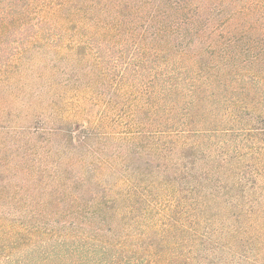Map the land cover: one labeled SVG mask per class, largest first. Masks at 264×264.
<instances>
[{
	"label": "trees",
	"instance_id": "trees-1",
	"mask_svg": "<svg viewBox=\"0 0 264 264\" xmlns=\"http://www.w3.org/2000/svg\"><path fill=\"white\" fill-rule=\"evenodd\" d=\"M248 5L245 15L264 10V0ZM154 17L139 26L140 38ZM171 25L161 23L162 33L151 34L163 47L136 42L65 79L64 87L73 83L81 99L105 103L100 128L78 145L66 138L71 150L89 146L88 153L64 161L63 151L46 149L57 134L42 115L25 126L27 139L19 136L18 143L30 177L50 186L48 195L73 203L45 212L22 199L25 218L6 224L0 264L16 250L18 264H264V70H253L261 52L248 59L264 38L241 51L250 50L246 59L189 65L182 41L174 42L180 36L160 38ZM9 62L0 60V86L14 79L3 69ZM53 80L35 98L43 102L52 94L55 109L56 100L73 97L57 92ZM104 86L113 91L108 99L97 91ZM44 136L47 144L37 147ZM106 171L114 176L110 182L102 178Z\"/></svg>",
	"mask_w": 264,
	"mask_h": 264
},
{
	"label": "rangeland",
	"instance_id": "rangeland-1",
	"mask_svg": "<svg viewBox=\"0 0 264 264\" xmlns=\"http://www.w3.org/2000/svg\"><path fill=\"white\" fill-rule=\"evenodd\" d=\"M252 1L257 0H0V60L10 61L9 67L3 69H8L9 74L14 73V79L6 82L8 86H0V246L1 238H8L6 224L18 226V218H25L22 199L32 201V209L37 206L45 212L73 203L65 198L57 199L58 195H48L51 187L46 183H34L36 178L30 177L34 172L25 168L24 149L19 148L21 143H18V138L27 139V135L22 133L25 126L37 120V115H42L52 121L51 117H55V122L51 121L49 127H55L57 135L51 138L52 142L46 149L57 147L64 152L61 153L64 161L72 154H76V160L77 156L91 149L86 146L71 150L69 145L66 146V138L73 145H78V139L85 133L100 128L105 117V103L100 98L92 101L81 99L83 95L79 93L78 96L72 88L73 83L64 87L65 79L71 76L73 69L88 73L96 58L106 54L110 56L111 53L117 55L119 49L132 50L136 42L149 44L152 41L151 46L163 47L165 41L161 45L153 42L152 35L162 33L157 29L161 23L171 25L168 17L177 23L172 22V32H165L160 38L172 41L180 36L174 42L180 44L182 41L186 64L207 62L219 65L222 59L233 56L246 59L250 50L245 54L241 51L255 45L256 39L264 38V10L243 14V7ZM188 3L185 11L175 12ZM152 15L155 17L151 20V30L140 38L139 32L143 29L139 26L145 27ZM135 27H138V38ZM180 52L169 54L173 57ZM255 52L261 54L253 63V70H264V40L256 49L252 47L248 59H253ZM156 63L164 66L162 62ZM38 75L43 79H38ZM54 78L59 83L55 90L73 97L70 101L56 100L55 109L53 104H49L54 99L52 94L45 95L43 102L35 98L44 82H52ZM104 87L96 90L105 92L108 99L113 91ZM46 138H41L42 141L36 143L37 147L47 144ZM94 146L103 148V142H94ZM55 159V156L51 158L52 161ZM138 162L143 163L145 159ZM94 165L101 167L97 160ZM113 177L106 171L102 178L110 182ZM85 197H91L87 190ZM42 198L49 203L47 206L40 202ZM85 227L93 229L89 225ZM13 254L5 262L2 259L1 263L18 264V250Z\"/></svg>",
	"mask_w": 264,
	"mask_h": 264
}]
</instances>
